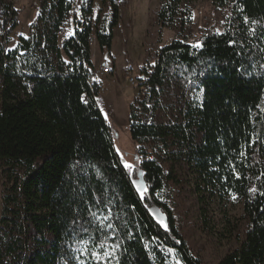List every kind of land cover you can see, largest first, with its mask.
<instances>
[{
    "label": "trees",
    "instance_id": "16d2710c",
    "mask_svg": "<svg viewBox=\"0 0 264 264\" xmlns=\"http://www.w3.org/2000/svg\"><path fill=\"white\" fill-rule=\"evenodd\" d=\"M212 1L231 6L223 33L200 46L174 40L140 68L129 132L142 198L97 105L88 41L111 49L119 8L101 29L88 0L80 28L78 0H40L28 36L9 50L19 11L0 0V264H98L91 251L102 243L119 245L111 264H201L159 200L173 163L243 202L245 239L219 264H264V0ZM193 2L162 0L159 26L188 30ZM64 26L72 33L60 48Z\"/></svg>",
    "mask_w": 264,
    "mask_h": 264
},
{
    "label": "rangeland",
    "instance_id": "374dc122",
    "mask_svg": "<svg viewBox=\"0 0 264 264\" xmlns=\"http://www.w3.org/2000/svg\"><path fill=\"white\" fill-rule=\"evenodd\" d=\"M10 1L19 11V26L10 36L9 50L16 47L19 37L28 36L40 3V0ZM102 1L94 0L90 17L93 25L109 30L114 5L119 8V13L117 25L112 29L111 49H101L97 41L91 46L95 71L104 67L111 70L110 80L104 76H101V81L98 79L101 90L96 101L110 127L117 156L139 188L142 177L139 175L138 147L129 132V106L139 96L140 90L129 83L127 73L138 79L140 68L153 63L159 50L174 40H186L193 46H200L209 32L223 33L231 6L226 3L219 7L212 0H194L192 25L180 32L179 29H162L159 26L156 14L162 0H106L104 4ZM87 2L78 0L75 12ZM125 163L132 164L133 169L125 168ZM173 164L163 165L166 183L159 200L172 210L192 255L201 264H219L245 239L247 223L243 219V202L237 196L224 194L219 188L204 183L195 169ZM170 173L171 178L168 176ZM2 184L0 173V215ZM152 211L154 218L163 225L164 217L160 210L154 208Z\"/></svg>",
    "mask_w": 264,
    "mask_h": 264
},
{
    "label": "built area",
    "instance_id": "2783aa9c",
    "mask_svg": "<svg viewBox=\"0 0 264 264\" xmlns=\"http://www.w3.org/2000/svg\"><path fill=\"white\" fill-rule=\"evenodd\" d=\"M75 21L77 22V26L80 28L85 27L86 25H88V19L84 16L83 14V7H81L79 10L77 9L76 15H75ZM71 29L68 28V26H64L61 28L60 32H59V47L63 48L66 44V42L69 40V38L71 37ZM89 45L93 46L96 38L94 36V34H92L89 39ZM111 74V70L108 67H104L102 68L100 71H95V75L96 76H109ZM128 76V81L129 83L134 86L137 87L140 90V94L144 95L143 90L139 87V80L135 79L134 77H130V74L127 73Z\"/></svg>",
    "mask_w": 264,
    "mask_h": 264
},
{
    "label": "snow or ice",
    "instance_id": "6c2138e0",
    "mask_svg": "<svg viewBox=\"0 0 264 264\" xmlns=\"http://www.w3.org/2000/svg\"><path fill=\"white\" fill-rule=\"evenodd\" d=\"M247 22V21H246ZM255 23V22H254ZM132 164L125 163V168L131 170L133 169ZM139 175L142 177L144 174L143 172H140ZM141 187L138 188V191L141 192L142 198H144V192L146 191V186L143 185V182H140ZM93 216H95V213H92ZM107 227H112L111 224L107 225ZM166 228V226H165ZM119 247L118 244H101L100 249L101 251H91L92 257L98 262V264H111V261L116 259V249ZM168 251L171 253L173 250L168 249ZM118 264V261H117Z\"/></svg>",
    "mask_w": 264,
    "mask_h": 264
},
{
    "label": "crops",
    "instance_id": "0c3cea01",
    "mask_svg": "<svg viewBox=\"0 0 264 264\" xmlns=\"http://www.w3.org/2000/svg\"><path fill=\"white\" fill-rule=\"evenodd\" d=\"M104 77H105L107 80H110V79H111V78L109 79L110 76H104ZM98 79H100V81H101V79H102L101 76H96V81H97V82H99Z\"/></svg>",
    "mask_w": 264,
    "mask_h": 264
}]
</instances>
